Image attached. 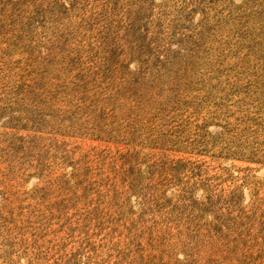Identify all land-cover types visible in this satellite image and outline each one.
Returning a JSON list of instances; mask_svg holds the SVG:
<instances>
[{"label": "rangeland", "instance_id": "1", "mask_svg": "<svg viewBox=\"0 0 264 264\" xmlns=\"http://www.w3.org/2000/svg\"><path fill=\"white\" fill-rule=\"evenodd\" d=\"M0 264H264V0H0Z\"/></svg>", "mask_w": 264, "mask_h": 264}]
</instances>
